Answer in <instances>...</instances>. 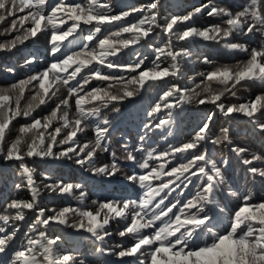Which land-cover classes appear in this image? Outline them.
Returning a JSON list of instances; mask_svg holds the SVG:
<instances>
[{
    "label": "snow or ice",
    "instance_id": "6c2138e0",
    "mask_svg": "<svg viewBox=\"0 0 264 264\" xmlns=\"http://www.w3.org/2000/svg\"><path fill=\"white\" fill-rule=\"evenodd\" d=\"M110 8L107 0H87L86 4L68 3L67 0H0V22L12 18L11 24L4 28L11 39L0 42V51L12 52L19 45L43 35L48 38L49 54L53 57L42 71L0 87V157L20 161L24 184L31 192L30 200H12L4 209L5 214L0 215V253L9 250L17 237V229L13 227L9 231L8 226L23 221L26 211H34L36 217L29 225V232L24 234L25 242L14 250L11 264H84L73 253L61 254L60 237L50 236L40 229H47L51 224L68 225L84 229L103 242L112 235L108 226L113 221L120 225L117 235L130 241L113 250L121 261L132 258V264H264V201L253 203L251 192L238 193L228 188L229 195L240 200L238 208L230 214L222 231L208 227L210 221L205 208L210 204L220 206L216 193L227 185V179L224 169L207 149H201L205 143H232L227 127H222L220 136L211 139L214 113L208 114L190 139L179 146L169 145L168 150L162 152L156 148H142L144 157L138 162L136 156L128 152L127 159L136 162L139 169L126 177L143 190L137 198L92 200L93 209L85 205L88 193L83 185L57 180L44 184L43 188L61 195H74L81 206L53 209L48 215L39 207L41 189L34 180V169L25 163V158L74 159L94 175L119 173L121 167L115 153H112L110 164L97 166L95 162L98 152L108 151L109 121L101 119L102 109L112 105L113 110H118L116 103L136 95L146 84H168L169 78L180 76L181 61L193 53L186 46L177 48V42L187 43L196 38L214 41L222 43L229 51L245 53L247 58L237 64L218 65L211 71L198 73L200 83L194 88L172 83L147 114L154 117L162 109L169 110L167 118L159 119L154 128L162 129L174 122L171 109L195 102L213 104L225 117L242 114L264 132V93L245 103L225 104L222 100L226 95L235 97L238 86L254 82L264 84V0H250L238 11L205 4L185 15L171 17L160 15L159 0L119 14H111ZM205 10L209 17H220L222 22L202 29L186 26L180 30V25H186ZM134 12L143 15L135 22L117 24ZM114 24H117L115 31L105 28ZM82 26H89L84 42L78 49H66L64 42L78 31L82 32ZM257 33L262 38L256 47L230 40L234 34L247 37ZM161 34L166 41L154 48L155 59L151 66L138 55L129 64H117L110 59ZM35 59L34 56L25 59L24 66L31 68ZM165 60L169 61L167 66H164ZM202 62L211 63L206 56ZM102 68L130 75L105 73ZM8 71L14 70L9 68ZM93 79L103 82L102 86L89 88ZM61 88L66 90V95H59ZM26 92L30 96L22 104ZM50 103L55 107L47 115H33L41 106ZM20 117L28 122L21 125L16 138L8 142L10 125ZM93 123L94 141L81 143L78 133ZM143 127L142 142L153 128L152 121ZM58 147L60 150L54 151ZM232 150L237 156L248 152L243 147ZM241 163L253 179L264 180V154H251L242 158ZM190 186L195 189L194 193L182 201L180 197ZM76 192L79 195H75ZM174 193L175 199H170ZM200 232L207 238L198 244L196 238Z\"/></svg>",
    "mask_w": 264,
    "mask_h": 264
},
{
    "label": "trees",
    "instance_id": "16d2710c",
    "mask_svg": "<svg viewBox=\"0 0 264 264\" xmlns=\"http://www.w3.org/2000/svg\"><path fill=\"white\" fill-rule=\"evenodd\" d=\"M73 0H67L68 3H72ZM110 5L111 14H119L121 11H131L133 8H140L143 5H146L151 2V0H108ZM250 0H159V12L162 17H171L182 16L187 14V12L192 11L195 7H200L202 5L208 4L211 6H217L221 8L230 9L233 11H238L241 9V5L245 3H249ZM85 4L87 0H78V2ZM27 11V10H25ZM24 13H19L18 15H23ZM143 14L140 12H134L129 17H127L124 21L117 22V24H127L131 22L137 21ZM11 17L7 18L4 22H0V42H4L6 40L11 39V36L4 33V28L8 27L11 24ZM222 19L220 17H209L207 15V11H204L202 14H198L186 25H180V30H183L186 26H193L196 28H204L212 24L221 23ZM71 23V22H69ZM117 24L111 26H105V28H110L112 31L117 29ZM67 27V26H65ZM159 32V29L156 30ZM106 34V33H104ZM15 35V33H13ZM260 35L257 33L256 35H249L247 37L234 34L233 37L230 38L233 43H242L249 47H256L260 41V39H253L254 37ZM166 41V37L163 35H153L148 40H143L139 45L131 47L129 49L123 50L119 56L110 58L114 63L117 64H129L132 63L137 55L144 58L145 64L147 66L152 65V61L155 59L154 48L156 46H162ZM50 44L48 43V38L41 35L38 39H31L27 41L24 45H19L17 49H14L12 52L0 51V87H6L11 83L16 82L19 79H24L28 75L33 74L37 71H42L43 68L49 64L51 61L49 60L50 54L47 52L50 50ZM177 48L181 46L189 47L193 53L190 58L183 59L181 61V75L176 78H169L168 84H146L144 88L140 89L138 93L132 97H129L119 103L115 104V109L113 110V106L110 105L108 108L102 109L101 119L106 118L109 123L107 125L108 132V140L109 144H112L114 148L117 150L118 146H122L125 150L131 151L132 148L127 147V144L133 140L132 136L135 133L122 128H116L114 122L120 119L123 115L127 114L128 111L136 120H141L144 118L143 114L145 109L152 104V108L155 103L158 102L160 95H162L163 91L167 89L172 83H178L182 88H194L193 84L187 85L188 79H193L194 76L200 78L197 74L201 72L211 71L214 66L224 65V64H237L240 61L246 60L247 56L245 53L232 52L226 49L222 43L218 44L214 41H204L202 39L196 38L195 40H190L187 43L181 41L177 42ZM35 57V62L31 65V68L24 66V61L27 58ZM208 57L211 61L210 64L203 63V57ZM191 60L192 64L197 65L196 73L190 74L188 76H183L186 68V64L188 60ZM169 61H164V66H167ZM12 68L14 71L9 72L8 69ZM102 71L105 73L112 72L117 75H130L127 72H121L119 70H110L107 68H102ZM9 79V77H11ZM188 77V78H187ZM180 78L185 82L182 83ZM101 81H97L93 79L88 86L97 87L102 86ZM237 95L235 97L231 95H226L222 98L225 104H238L245 103L249 100L255 98L256 95L264 93V84L260 82L249 83L244 87H239L236 89ZM59 95H66V90L61 88V92ZM30 94L28 92L25 93V100L22 101V104L25 103ZM192 105L185 103L176 108L171 109L173 113V121L179 122L182 127L183 134L182 139L183 142L190 139L191 135L194 134V131L197 127L202 123V121L206 118L208 114L214 113L213 121L210 125L211 139H215L220 136V129L222 127H227L230 129V138L232 143L228 144L227 142L222 144H212L205 143L201 151L207 149L209 155L216 162L225 160L226 163H223V169L229 168L227 171L229 172L228 177H226L227 181L234 185L235 188L230 187L233 191L238 193H245L248 189L256 198V203L264 201V180L260 178L253 179L250 174L246 171V167L241 163L242 158H247L251 154L254 153H263L264 148V132H262L258 126L249 125L248 117L243 116L242 114H233L231 117H225L213 104L206 103L204 105L197 104L195 102L191 103ZM55 107L54 103H50L48 105H43L39 109L36 110L33 115L38 117H42L47 115L52 108ZM193 107L194 109H200L197 112H192L193 116H188L189 109ZM74 101H73V109L74 113ZM168 109H162L158 115L162 118H167ZM71 117V113H70ZM157 116H154V119ZM24 118H17L10 125V132L8 133V142L16 138L18 133V129L21 125L26 123ZM55 126V125H54ZM95 124L93 123L91 127L87 128L84 132L78 133L77 139L81 143H87L88 141H94L95 138ZM178 133V132H176ZM128 136V138L122 142L124 137ZM173 138H176V134L172 135ZM172 142V140H170ZM66 147V146H60ZM209 147H211L210 150ZM246 148L248 149L247 154L243 156H237V154L232 150L233 148ZM60 148H54V151H59ZM158 152L165 151L163 149H157ZM99 159L95 158L96 165L104 164L105 156L102 154V151L97 154ZM25 163L28 164L30 168L34 169V180L36 185L40 187V195L38 198L39 207L45 210V214H51L52 210H59L64 207H80L81 205L75 199L74 195H61L59 193H53L47 189L43 188V185L46 183H52L57 180H63L65 183L76 184L79 183L82 185V181L80 180L79 174L83 173V169L86 167H82L75 163V160L68 159H54L52 157L47 158H25ZM157 163V162H156ZM120 172L115 176H119ZM45 177H50V179H45ZM20 184L21 187L17 188L16 185ZM84 185V184H83ZM245 186L247 189L245 190ZM85 188V187H84ZM191 191V189H188ZM195 191V190H194ZM193 191V192H194ZM260 200H258V195ZM75 195H79L78 192ZM232 197V196H230ZM229 197V198H230ZM70 198H73L71 201ZM236 198V197H235ZM31 192L24 184V174L20 169V161H9L5 160L3 157H0V215L5 214L4 209L7 204L12 200H30ZM216 199H220L221 201L228 202L227 196H225L222 192L216 193ZM85 205L92 208V204H87L85 201ZM239 206V205H238ZM236 207V209L238 208ZM233 207H235L233 205ZM221 208L224 211H221ZM213 212L221 213L226 212L225 206H219L213 208ZM214 218V215H212ZM36 217V213L34 211H26L25 219L23 221H16L8 226L9 231L12 228L17 229V237L12 244L11 248L7 250L5 253H0V260H4L7 264H11V256L14 250H17L22 242H25V233L29 232V225L34 221ZM216 226H220V224L215 220ZM71 223V220H70ZM0 226H2V222H0ZM225 226V223L223 224ZM208 227L213 228L214 231H222L221 227L214 228L211 222L208 223ZM40 230H45L50 236H59L60 241L59 250L60 253H73L78 260H83L84 264H93L95 262V258L90 254L97 256H101L99 249V245L96 250L90 249V245L94 244L93 238H90L92 235L85 231L84 229L73 228L68 225H60V224H51L47 229L41 228ZM108 230L112 233L110 237L107 238H116L119 240L117 235L120 226L115 223H110L108 226ZM199 236V235H198ZM95 238V237H94ZM207 237L203 234L202 242ZM198 239V238H196ZM99 242V241H98ZM85 245V247H89L88 251H83L84 247L81 245ZM118 246V243H116ZM103 258V257H102ZM104 263L105 260H104ZM95 264H101L99 260L95 262Z\"/></svg>",
    "mask_w": 264,
    "mask_h": 264
},
{
    "label": "rangeland",
    "instance_id": "374dc122",
    "mask_svg": "<svg viewBox=\"0 0 264 264\" xmlns=\"http://www.w3.org/2000/svg\"><path fill=\"white\" fill-rule=\"evenodd\" d=\"M108 1V0H107ZM86 4V3H85ZM205 11H207V10H205ZM50 52V50L47 52V54ZM196 70H197V65H194V64H192V62H191V60L189 59L188 61H187V64H186V68H185V72H184V74H182V77L183 76H188V75H190V74H195L196 73ZM190 72H192V73H190ZM188 78V77H187ZM200 79L201 78H198L197 76H194V78L193 79H188L187 81V85H191V84H193V86H195L196 84H199L200 83ZM180 80L182 81V83H185L181 78H180ZM200 110V109H199ZM122 129H126L125 127H124V124H122ZM181 134H183V133H181ZM125 138V137H124ZM15 139V137H13V139L12 140H14ZM11 140V141H12ZM10 142V141H9ZM106 164H110L108 161H106L105 162ZM79 177H80V180L82 181V185H83V180H84V177H85V174L84 173H81V174H79ZM77 184V183H76ZM83 190L86 192V190H85V188H84V185H83ZM87 193V192H86ZM70 200L72 201L73 200V198H70ZM92 200H97L98 201V199H97V197L93 194V193H90V195H89V193H88V199L86 200V202H87V204H92L91 202H92ZM92 208L94 209L95 208V206H93L92 205ZM108 239H112V238H107V240ZM115 248H117V245H115L114 246ZM114 250H116V249H114Z\"/></svg>",
    "mask_w": 264,
    "mask_h": 264
}]
</instances>
